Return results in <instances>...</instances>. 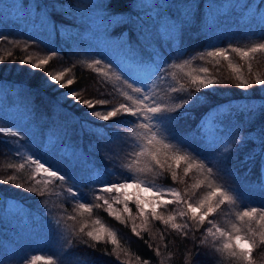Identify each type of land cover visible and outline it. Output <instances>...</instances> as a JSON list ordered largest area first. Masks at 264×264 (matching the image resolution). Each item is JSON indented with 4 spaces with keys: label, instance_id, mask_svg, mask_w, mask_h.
<instances>
[{
    "label": "trees",
    "instance_id": "16d2710c",
    "mask_svg": "<svg viewBox=\"0 0 264 264\" xmlns=\"http://www.w3.org/2000/svg\"><path fill=\"white\" fill-rule=\"evenodd\" d=\"M240 1L242 0H111V8L106 9L108 14H116L119 20L108 28L106 35L112 51L110 54L103 53V63L97 67L108 72L107 66L111 63V73H117L122 78L117 81L109 74L101 75L95 67H89L92 63L91 57L81 49L71 47L76 39L74 26L77 24V18L73 19L67 15L60 5L70 4L74 0H0V34L7 36L6 40L0 41V58L4 61L0 63V213L2 214L5 207V201L13 198L32 214V217L25 219L23 214H19L15 223L13 222L16 233L26 230V227L35 232L27 231V237L22 236L19 239V242L26 244L24 249L32 248L34 242L50 244L51 238L46 231L42 232L36 225L42 221L55 220L54 217L63 221L62 203L72 204L77 201L72 199V202L64 197L68 187H74L81 194H90L84 201L99 204L97 196L106 194L97 191L100 181L90 180L89 171H96L97 176L101 178L106 175L107 183H118L130 178L142 179L145 182L154 180L157 184L175 187L191 201L206 195L209 190L206 186L198 189L193 187L198 182L206 185V172L202 174L194 168L189 176L185 177L184 161L180 162L177 169V182L171 180L170 172L164 176L156 171L149 175L135 172L137 167L151 168L153 165L151 157L147 155L138 157V165L134 163L137 159L136 153L146 141L141 136L142 130L133 125V118L118 116L109 121H102L90 115L92 110L67 97V93L75 91L82 100L91 99L93 103L98 99L107 98L109 104L98 105L96 109L100 110L102 115L106 114L113 106L126 102L122 94L128 91L123 83L124 78L130 83H138L136 75L124 68L125 62H132L141 56L147 58L152 54V49L163 53L167 61V77L171 70H175L174 76L181 71L176 65H183L182 68L188 69L182 70L174 79L158 80L154 85L159 98L168 104L173 110L172 114L177 117L171 124H161L158 128L160 138L173 145L172 149L164 151H167L168 157L187 153L199 159L192 149L202 153L207 142L211 144L220 140L217 150L212 152L211 156H217L227 150V163L212 160V164L208 166L215 165L214 186L224 188L236 199L235 203L226 201L209 219L216 224L219 222L218 226L226 231H232L231 226L236 223L242 228L241 235L244 234V222L237 219V213L249 207L264 208V189L261 187L264 185V172L261 171V156L264 151H261L262 146L259 144L261 134L264 133V85L255 83L257 79H264V52L242 57L232 49L248 50L256 44L264 43V37L260 34L244 40L245 42L236 41L232 39L227 26L225 31L231 36L230 40L225 36L215 37L225 29L224 24H229V11L234 10ZM250 1L252 0H244L242 7L248 6ZM108 3L109 0L103 2L105 5ZM257 3L261 10L264 0H258ZM53 4L57 5L55 9L52 8ZM209 4L210 9L207 10ZM176 5L190 7L181 8ZM222 6L227 10L223 11ZM169 7L171 8L168 9ZM184 11L189 12V15L182 31H179L175 38L172 35L165 41V35L159 29L162 15L168 13L177 17ZM209 11L211 14L207 15ZM137 14L145 21L143 29L139 24L132 23L137 20ZM233 15H237V12ZM42 22L47 23V30L41 27ZM53 24L56 25L55 31L52 30ZM37 36L40 40L33 43ZM121 44L130 46L131 51L120 49ZM25 45L28 47L25 48ZM216 48L227 49L228 59L207 56V52ZM52 50L57 51V56L41 69L34 70L30 64L20 63V60L27 56H32L34 61L46 58ZM9 53L12 55L9 56ZM171 60L173 63H170ZM118 63L121 68L117 67ZM192 67L198 68V71L208 68V73L200 71V76L220 82L207 89L201 88L190 100L189 105L180 108L178 105L182 104V98L186 94L180 93L177 96L174 93H165L170 85L190 86L191 76L188 74L193 70ZM234 68L240 69L239 73L234 72ZM58 72H65L61 83L67 85L70 79L72 84L59 87L57 83L50 82L47 74ZM237 75L247 81L246 88L239 87L241 81L236 79ZM108 80L111 87L108 86ZM109 88L115 90L113 95L109 96L110 99ZM244 115H251V119L247 121L243 131L241 127L237 133H231L228 145L221 141L222 138H217V135H211V130L203 126L205 120L211 119L218 123L213 122L216 130L224 133L231 122L243 119ZM9 127L22 129L23 139L26 136L31 143L39 141L32 147L44 149L46 142L48 147H51L48 156L50 158L45 159L54 165V169L71 179L67 182L54 179L53 188L59 189V192L48 191L45 183L44 189L42 183L35 192H13L17 188L15 185L20 184L19 181H22L25 174H14L23 168L19 167L20 160L14 152L9 151L11 144L17 142L13 136L8 135L11 133ZM250 131L255 132L252 135L249 134ZM250 154H255V161L245 162V157ZM8 158L10 160L6 161ZM161 158L163 159V155ZM169 163H172L173 168L176 167L171 159ZM205 163L207 164V161ZM129 165H132V168H129ZM25 168L28 173L31 171L30 167ZM11 174L14 180L9 179ZM41 192L44 195L49 194L45 204L40 202L44 197L40 195ZM54 197L57 198V204L54 203ZM113 197L114 195L109 196V201L113 203L114 209L120 210L117 213L120 214L123 205L113 202ZM174 206H169L167 211ZM129 207L132 209L131 216L123 213L119 220L109 214L106 205L95 207L110 229L116 230L118 246L112 245L110 240L92 241L67 219L68 232L64 242L67 253L61 252V256L66 254L68 264H240L237 258L219 250L226 242V237L209 238L202 243L205 240L204 230L210 226L207 221L203 227L190 225L194 230L184 235L172 229L170 225L166 227L154 219L145 224L144 219L138 215L135 204L130 203ZM160 211L163 212L164 209L161 208ZM133 224L140 236H136L132 231ZM253 226L259 227L255 222ZM42 247L45 251L44 246ZM3 253L6 256L7 251L3 249ZM29 259L28 264H33L32 258L27 260ZM24 260L18 264H22ZM253 260L254 264H264V245L254 247ZM54 261L55 259L37 260L34 264H54Z\"/></svg>",
    "mask_w": 264,
    "mask_h": 264
},
{
    "label": "snow or ice",
    "instance_id": "6c2138e0",
    "mask_svg": "<svg viewBox=\"0 0 264 264\" xmlns=\"http://www.w3.org/2000/svg\"><path fill=\"white\" fill-rule=\"evenodd\" d=\"M57 7L56 4L52 5V8L55 9ZM67 15L76 18H83L85 13H90L97 9L101 8H111V0L107 5L98 2V0H90L87 9H81L77 5L67 4L60 5ZM176 7L188 8V5H176ZM210 7V4H209ZM169 7L168 9H170ZM130 11V9H128ZM159 15V14H158ZM189 12L184 11L180 15L176 17V23L179 26L178 31H182L183 26L187 23V17ZM152 19V17H149ZM119 17L116 14H113L111 18L107 19L105 24V32H108V28L112 26L114 23H118ZM132 23L139 24L140 28L143 29L145 21L142 17L137 14V20ZM41 27L47 30L48 25L46 22L41 23ZM56 25H52V30L55 31ZM111 35V34H110ZM262 37H264V32L261 33ZM7 36L4 34H0V41L6 40ZM139 39V38H138ZM40 38L37 36L33 43H36ZM28 45H25L27 48ZM120 49L131 51L130 46H126L124 44L120 45ZM232 51L238 53L242 57H249L253 53L264 52V43L256 44L254 47L244 50L241 48H234ZM57 51L52 50L50 54L43 59H39L34 61L32 56H27L24 59L20 60L21 64H30L31 68L41 69L42 66L48 65L49 62L57 56ZM9 56L12 54L9 53ZM208 57H223L228 59V50L225 48H216L213 51L207 52ZM3 58H0V63H3ZM103 63L102 59H94L89 67H95L96 71L101 75L107 76L109 73L106 72L103 68L97 67ZM126 67L131 70L137 77V82L130 83L128 79L124 78L123 83L126 84L128 91H124L122 94L125 98V103H120L118 106H113L110 110L106 111V114H101L100 110H96L97 106H106L109 104V100L107 98L98 99L95 103L91 99H83L80 97L78 92H70L67 93V97L73 99L76 103L82 104V106L90 109V115L92 117L98 118L102 121H109L118 116H127L133 118V125L142 130L141 136L146 141V143L140 147V150L136 153L137 159L134 161L135 164H139L138 157L140 156H150L152 167H137L135 168V172L142 175H149L150 173L156 171L159 175L164 176L166 173L170 172V177L173 182H177L179 178V169L180 162H185V167L183 169V174L185 177L189 176V173L193 171L195 168L200 173H205V181H208L206 185L203 182H198L193 185L194 188H201L202 186H206L209 189L205 196L198 200V202H191L190 198L186 199L185 194H182L181 191L174 187L168 188H156L155 181L153 180L150 183H146L142 179H129L124 180L123 182L118 183H106L103 178L96 176L90 177L89 179H95L100 181V187L97 189L98 192L104 194L117 193L116 196L112 198L113 202L119 203L123 205L122 212L117 214L120 210L113 208V203H111L108 199H105L104 195H98L97 200L102 201V204H91V203H78V209L82 210L81 214L84 212L91 213L94 207H104L107 206L106 210L110 215L115 216L116 219H121V215L123 213H128L131 216L132 209L129 207L130 203H134L136 209L138 210V215L144 219L145 224L149 222L150 219H154L155 221L161 222L164 226H171L172 229L177 230L178 232L187 235L188 231H193V228H190V225L195 224L203 227L205 222L207 221L208 226L205 231V242L209 238H220L226 237V242L223 243L222 248L219 249L222 252H227L228 256L232 258H237L240 264H254L253 260V251L254 247L258 245H264V208L257 207H249L246 210L237 213V219L239 221L244 222V234L241 235L242 228L238 226L236 223H233L231 228L232 231H226L225 229L219 227L213 220L209 219V217L216 212L217 209L220 208L221 205L225 204V202L235 203V197L229 194L224 188L215 187V179H213V166H208L212 164V160H216L218 162L227 163V150L220 152L217 156H211L212 152L217 150V144L220 142L216 141L211 144L207 142L205 146V151L202 153L195 151L196 156L199 159L194 158L190 154L183 155H175L173 157H168L167 151L168 149H172L173 145L166 143L164 139L160 138L158 133V128L161 124H171L174 122L177 117L172 114L173 110L168 106V104L164 103L160 98L159 94L155 91L154 85L157 81H163L165 79L167 68V61L164 58L163 53L152 49V54L144 58L143 56L134 59L132 62H125ZM109 70L111 69V63L107 66ZM117 67L121 68V64H117ZM171 67V66H169ZM175 67L182 68L183 65H176ZM200 71L202 73H208V68H201ZM234 72L239 73L240 69L234 68ZM48 77L50 78V82H55L59 85V87H67L72 84V80L67 81V85L61 83L65 77V72H58L56 74L48 73ZM191 76V73L188 74ZM118 80L122 79L120 76L117 77ZM237 80H240L241 83L239 87L241 89L246 88L247 81L243 79L240 75L236 76ZM220 81L216 79L208 78L206 79L203 76H194L191 77L190 86L180 85H170L166 95L168 92L177 94L185 93L186 95L182 98V104L178 105V107L183 108L185 105H189L190 100L196 93L200 92L201 88H209L213 84H218ZM256 84L264 85V79H257L255 81ZM164 114H167L165 116ZM156 117H160V119H156ZM13 137H17L20 135L19 132H11L8 133ZM174 138H176L174 136ZM259 144L262 146L261 151H264V133L261 134L259 139ZM151 146V147H150ZM19 149H17V152ZM163 155V159L161 156ZM211 156V158H210ZM174 161L176 167L173 168L172 163H169V160ZM255 161V154H250L245 157V162L247 161ZM27 161H30L32 165L35 166L36 175H40L41 173L45 174L49 179L54 178L55 180L67 182L71 180L67 176L61 173L59 170H54L52 167L47 166V163L41 162V159L35 158L33 156H27ZM207 161V164L205 163ZM20 168L24 167V164L19 165ZM129 168H132V165H129ZM261 171L264 172V155L261 156ZM9 179H15L14 177H9ZM17 188H23L22 184H16ZM262 189H264V185H261ZM129 189H133V191L129 192ZM31 191H36V189H30ZM67 193L74 199L79 200L81 197V193L74 189V187L70 186L67 188ZM150 194V195H148ZM41 196L44 195L43 192L40 193ZM177 206L178 211H175L174 214H168L167 209L169 206ZM163 208L164 211H160ZM177 217L185 220V223H177ZM68 219L75 221L77 219L76 216H70ZM123 222V221H122ZM253 222L258 224L259 227H254ZM59 220L56 221L58 225ZM97 225L100 224V221L97 220L95 222ZM88 227L87 223H85L82 227H80L79 232L84 233L88 238H91L92 241L100 242L105 241V234L110 239L112 245L118 246L119 242L116 238V234L111 232L110 230H106L103 226L99 228H95L92 231H87L85 233V229ZM132 231L136 236H140V232L136 230L135 224L132 226ZM235 233V234H233ZM107 242V241H105ZM157 253L159 249L156 250ZM199 253H197V256ZM44 259L43 257L33 256L32 262L34 264L35 261ZM49 261L52 257L47 258ZM0 264H4L2 260H0Z\"/></svg>",
    "mask_w": 264,
    "mask_h": 264
},
{
    "label": "rangeland",
    "instance_id": "374dc122",
    "mask_svg": "<svg viewBox=\"0 0 264 264\" xmlns=\"http://www.w3.org/2000/svg\"><path fill=\"white\" fill-rule=\"evenodd\" d=\"M104 1L105 0H98V2L102 4ZM89 2L90 0H74V2L70 4L77 5L81 9H87ZM225 2H229V1H225ZM243 2L244 0L238 2L234 10L229 11V14L227 16L229 19V22H228L229 24L223 25L225 29H222V31L219 30L220 31L219 34L215 35L216 38L225 36L229 40L231 39V36L226 34V31H225L226 26L228 28L227 30L231 32L232 39H235L236 41H241V42H245L244 40L251 38V37H256L257 35H260L262 32H264V7L260 10L259 4L257 3L258 0H252L249 2L248 6L243 8L242 7ZM139 7L141 8L142 6L139 5ZM214 8L216 9L217 7L215 6ZM258 8H259V11H257ZM209 9L210 7L207 10ZM222 10L226 11L227 8L222 6ZM235 12H237V15H233ZM108 13L109 11L106 8H101V9L92 11L90 13H85L83 18H77L76 20L77 24L76 26H74L75 33H76V39L71 47L81 49L85 54L91 57L90 60L92 61L94 59L104 60L103 53L106 52V54H110V51H112V47L110 44H108V38L106 37L107 33L105 32V30H103L104 29L103 27L105 26L107 22L106 20L107 17L108 18L112 17V14L111 13L108 14ZM210 14H211L210 11L207 12V15H210ZM159 25H160L159 29L161 33L165 35L164 36L165 41L172 35L174 38L177 35H179V31H178L179 26L176 23V17L170 16L168 15V13L163 14L162 18L159 21ZM170 63H173V61L171 60ZM192 69L193 70L190 71L191 77L200 76V71L196 70L198 68L192 67ZM182 70L187 71L188 69L181 68V71ZM180 72L179 73L177 72V73L180 74ZM108 73H109V76L119 81L115 77V76H118L117 73L112 74L109 69H108ZM174 73H175V70L169 71L168 77L166 75L165 78L174 79V77L178 76V74H175L176 76H174ZM184 74L186 75V73ZM114 85L115 83L113 84V86ZM108 86L111 87L110 80H108ZM114 91L115 90H110L109 88L108 98ZM250 119H251V115H244L243 119L235 121V122H231L224 133L221 132L220 130H216L217 128L214 127V123L216 124L218 123L216 121H212L211 119L205 120L203 123V126L211 130V135H217V138L218 137L222 138L221 141H223L225 145H228L230 143L231 133L233 134L237 133L238 131H240L241 127H242L241 130L243 131L244 126H246L245 124H248L247 121ZM9 130L11 132L20 133L19 136L14 137V139L17 142L11 144L12 147H9V151L11 153L14 152V155L20 160L19 161L20 164L22 163L24 164L23 169H19L14 174L15 175H19L20 173L25 174V177L22 179V181H19V183L23 185V188H16L15 191L13 192L14 193L35 192V191H31L30 189H36L37 191V189L42 183H43L42 187L44 186V183L47 185V187L49 188L48 191L50 192L58 191L59 192V189L54 190L53 188L54 178L49 179L43 173H41L40 175H36L35 166L32 165L30 161H27V156H33L35 158L41 159V162H45L47 163V166H50L53 168L54 165L52 166V164L46 160L47 158H50L48 156H50V152H51L50 151L51 147H48L47 142L45 143L46 147L44 149L43 148L39 149L40 147L39 148L32 147L34 144H37V142L39 141L35 140V143L34 141L33 143H31V141L28 138H26V136H24V139H23L22 136L24 135V132H22V129H19L18 127H12V129L11 127H9ZM254 132L255 131L253 132L250 131L249 134H252ZM29 147H31L32 149H30ZM17 149H19L18 152H17ZM47 153H49V155ZM37 155L41 156L42 158L38 157ZM9 160H10L9 158L6 159V161H9ZM0 163H1V160H0ZM25 166L30 167L32 172L29 171L28 173ZM89 176L94 178L97 176V172L89 171ZM9 177H13V174H11ZM105 177L106 175L103 176V180L104 182L107 183V180ZM123 181L124 179L121 182ZM129 182H130V179H129ZM150 182H146V183H150ZM155 187L156 188H168L172 186H166V185L155 183ZM42 189H44V187ZM131 191H133V189H129V192ZM48 195L49 194L44 195L43 199L40 202L45 204V202H47L49 199ZM64 195H65L64 197L71 199L70 201L72 202L74 201L72 200L73 198L68 193H65ZM88 195L90 194H87V193L81 194V197L79 198V200H77L78 203L86 202V203L93 204L92 202L84 201L89 198ZM111 195L116 196L117 193L106 194L104 195L105 199L109 200L110 199L109 196ZM199 199H201V196H198L196 199H194L191 202L193 203L198 202ZM53 200H54V203L57 204V198L55 199L54 197ZM77 201L73 202L72 204L62 203L61 209L63 211L62 213L63 221L61 218L54 217L55 220L51 221L50 219L49 222L42 221V222H39L38 225H36L38 228L42 229V232L46 231L47 235L51 238L50 244H43L42 241H40V243L34 242L32 248L24 249L26 244H22L21 242H19V239H21L22 236L27 237L28 235L27 231H29L30 233H35V232L31 228L26 227V230H20L18 233H16L14 231L13 222L15 223V219L19 214H23L24 216L23 219L29 216L32 217V214H30V212L25 209L26 207L21 205L22 203H20L19 201L13 198H8L5 201L6 204H5L4 209H2V214L0 213V260H2L4 264H18L22 260L26 259L24 260L22 264H28V262L30 261V259L27 260L28 258H32L35 255H41L39 257L44 258L41 260H47L46 258L52 257L53 260L55 259L54 264H68L66 257H65L66 254L61 256L62 254L61 252L65 251V253H67L66 252L67 246H64V242L66 241L65 235L68 232L67 219L68 217L73 216V215L77 217L75 221L70 220L73 223V226H76L80 229V227H82L85 223H87L88 227L85 229V232L92 231L95 228H99L103 226L106 230H110L111 232H114L118 240L116 230L110 229V227L106 224V222L100 217V215L98 214V210H96L95 207L93 208L91 213L84 212L83 214H81L82 210L78 209ZM100 202L98 203L99 204L103 203L102 201ZM178 210H179L178 207L174 206L173 208L168 210V212L169 214H174L175 211H178ZM37 219L38 218H36V220ZM57 220H59L60 222L58 225L56 224ZM97 220L100 221L99 225L95 223ZM176 222L183 224L185 223V220L181 219L180 217H177ZM106 240L109 241L110 239L105 234V241ZM51 241H53V245H51ZM42 246H44L45 251L43 250ZM3 249L7 251L6 256H4Z\"/></svg>",
    "mask_w": 264,
    "mask_h": 264
}]
</instances>
